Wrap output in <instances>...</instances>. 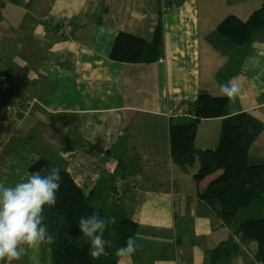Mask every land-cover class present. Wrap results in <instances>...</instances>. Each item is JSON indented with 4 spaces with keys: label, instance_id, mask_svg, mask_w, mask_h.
Instances as JSON below:
<instances>
[{
    "label": "crops",
    "instance_id": "crops-1",
    "mask_svg": "<svg viewBox=\"0 0 264 264\" xmlns=\"http://www.w3.org/2000/svg\"><path fill=\"white\" fill-rule=\"evenodd\" d=\"M262 1L248 18L264 7ZM215 2L225 10L234 7L230 15L243 10V0ZM212 5V0H0V88L23 101L36 100L27 112L0 105V183L15 186L34 163L47 159L67 170L91 203L100 198L96 209L123 203L121 215L138 225V246L117 264H212V252L229 241L237 250L215 264H253L257 243L234 235L199 201L197 190L208 183L194 179L199 158L194 156L188 176L175 177L171 165V125L201 116L200 94L227 97L221 85L234 77L241 87L227 97L230 113L250 112L264 123V28L238 46L219 35L221 21L201 17ZM65 28L70 35L61 34ZM157 30L160 61L110 59L118 33L153 43ZM223 123L201 119L195 153L218 148ZM262 140L264 134L250 152ZM117 169L125 175L112 186ZM44 223L55 243L25 247L12 264H53L54 247L83 244L46 207Z\"/></svg>",
    "mask_w": 264,
    "mask_h": 264
},
{
    "label": "trees",
    "instance_id": "trees-1",
    "mask_svg": "<svg viewBox=\"0 0 264 264\" xmlns=\"http://www.w3.org/2000/svg\"><path fill=\"white\" fill-rule=\"evenodd\" d=\"M11 1L15 2V0ZM56 25L59 26L60 23ZM263 28L264 7L255 10L247 20L237 15H229L219 24L217 30L221 37L229 39L238 46H243L249 44L253 35ZM61 34L70 35V28L63 29ZM161 35L159 31L154 42L147 43L135 35L120 32L114 42L110 59L124 64L156 63L163 58L164 54ZM3 95L4 97H20L7 95L0 88V98ZM21 101L24 106L27 100L21 99ZM198 105L201 109L199 118L171 125V158L175 165L186 168L192 166L194 156L197 154L200 160L199 169L194 175L197 184L203 182L212 172L219 171L212 179L213 181L205 185L206 187L199 186L197 197L210 208L224 226L232 228L242 209L249 208L264 199V162L253 163L250 158V149L263 133L264 123L250 112L230 113L227 97L202 93L198 97ZM215 118L224 120L218 148L208 149L200 154L195 153L198 124L201 119ZM52 167H56L53 162L41 159L30 167V173L40 172L42 175H47ZM60 176L56 204L54 207L46 206V208L53 215L61 217L71 232L81 236L83 244L73 245L66 250L54 247L53 264H117L120 257L115 255L116 250L125 247L129 237L136 236L138 225L131 218L121 215L122 213L114 214L107 209V204L96 209L85 189L75 182L67 170L61 169ZM97 212L102 217H114L115 223L104 232V239L112 241L106 245L105 254L99 258H93L89 254L90 241L83 236L78 223L81 218ZM234 235L240 236L243 241L257 243L258 252L255 260L264 264V218L245 220L235 228ZM236 250V245L232 241L223 242L212 252V264H215L222 256H227Z\"/></svg>",
    "mask_w": 264,
    "mask_h": 264
},
{
    "label": "clouds",
    "instance_id": "clouds-1",
    "mask_svg": "<svg viewBox=\"0 0 264 264\" xmlns=\"http://www.w3.org/2000/svg\"><path fill=\"white\" fill-rule=\"evenodd\" d=\"M238 77L221 85V92L231 98L239 94ZM264 134V133H262ZM72 153H62L68 156ZM61 169L52 167L47 175L29 173L26 180L15 186L0 183V261L8 264L19 261L25 247L34 248L41 244L55 243L45 221V207H54L60 189ZM115 223L114 217H102L98 212L79 220V228L90 241L89 254L99 258L111 242L104 239L106 229ZM137 239L129 237L126 246L118 248L117 257H128L137 250Z\"/></svg>",
    "mask_w": 264,
    "mask_h": 264
},
{
    "label": "rangeland",
    "instance_id": "rangeland-1",
    "mask_svg": "<svg viewBox=\"0 0 264 264\" xmlns=\"http://www.w3.org/2000/svg\"><path fill=\"white\" fill-rule=\"evenodd\" d=\"M212 1L216 5L215 0H212ZM226 1L228 2V4H234L238 0H226ZM256 4H258V5H256ZM262 4H263L262 0H243V10L241 11L240 15L239 14H236V15L239 16V17H242L244 19H247L249 14H250V12H252V10H254V9H251V8H253V6H259L260 7V6H262ZM247 9L249 11H248V13H245V10H247ZM231 11H235V8L233 7L230 10H225L223 8H219L217 5H216V7L214 5H212L210 7V10H207L206 12H201L200 11V15H201V17H204L207 20H210L212 23L220 22V21L222 22L226 17H228L230 15L229 13ZM231 14H234V13H231ZM196 156H197V154H196ZM250 156H251L250 158H251L253 163H262V162H264V140H262L261 142H258L254 146L253 150H251V152H250ZM199 163H200V160L198 161V164ZM171 165H172V169H175V171L173 172V175L175 177H178L180 173H182L184 175H187V176L191 175L193 173V171H194V168H195V163H194V165L187 166L186 168H182V167H179V166L174 165V164H171ZM168 168L170 170V167H168ZM72 172H73V174L76 175L75 171H72ZM218 173H219V171H214L210 175H208V177L205 178L204 180L210 182ZM124 175H125V172H124L123 169H117L115 171V174H113L110 177V179H109V180L112 179V181H111L112 186H114V183H113L114 179L118 180L116 182L119 183V179L122 180ZM76 178H78V176ZM99 199L100 198L98 196L95 197V201L92 202L94 207H99L100 204H102L101 202L98 201ZM107 205H108L107 209H109L110 211H113L114 214L122 213L123 203L111 202L110 204H107ZM261 218H264V199L260 200L258 203L252 205L249 208L242 209L238 213L237 218H236V220H235V222L233 224L232 229L235 230V228L240 226L242 224V222H244L245 220H248V219H261ZM224 231L225 230L221 228L219 230V234H222ZM212 237L216 238L217 235L214 233Z\"/></svg>",
    "mask_w": 264,
    "mask_h": 264
},
{
    "label": "built area",
    "instance_id": "built-area-1",
    "mask_svg": "<svg viewBox=\"0 0 264 264\" xmlns=\"http://www.w3.org/2000/svg\"><path fill=\"white\" fill-rule=\"evenodd\" d=\"M33 102H36V100H27L26 103L22 104L20 97H4V95L0 98V105L7 107L9 109L14 110H22L24 112H27L29 107L32 105ZM253 264H261L259 261L254 260Z\"/></svg>",
    "mask_w": 264,
    "mask_h": 264
}]
</instances>
